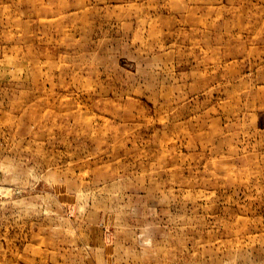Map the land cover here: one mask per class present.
<instances>
[{"label":"rangeland","instance_id":"obj_1","mask_svg":"<svg viewBox=\"0 0 264 264\" xmlns=\"http://www.w3.org/2000/svg\"><path fill=\"white\" fill-rule=\"evenodd\" d=\"M0 264H264V0H0Z\"/></svg>","mask_w":264,"mask_h":264}]
</instances>
